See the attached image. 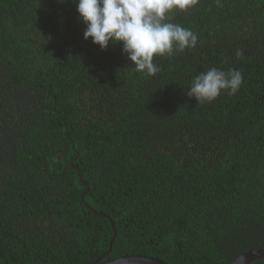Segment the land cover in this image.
<instances>
[{
  "label": "trees",
  "instance_id": "1",
  "mask_svg": "<svg viewBox=\"0 0 264 264\" xmlns=\"http://www.w3.org/2000/svg\"><path fill=\"white\" fill-rule=\"evenodd\" d=\"M195 48L130 69L72 0H0V264L153 256L233 264L264 246V0H197ZM239 53V55H238ZM235 95H186L210 68ZM251 264H264V259Z\"/></svg>",
  "mask_w": 264,
  "mask_h": 264
},
{
  "label": "clouds",
  "instance_id": "2",
  "mask_svg": "<svg viewBox=\"0 0 264 264\" xmlns=\"http://www.w3.org/2000/svg\"><path fill=\"white\" fill-rule=\"evenodd\" d=\"M82 22L83 37L102 50L122 43V51L132 62L130 69L144 76H155L156 57L172 56L195 48L197 35L188 28L168 22L173 10L187 11L197 0H72ZM239 55V53H238ZM239 70L215 67L195 76L186 95L198 104L215 101L222 92L235 95L241 88Z\"/></svg>",
  "mask_w": 264,
  "mask_h": 264
},
{
  "label": "water",
  "instance_id": "3",
  "mask_svg": "<svg viewBox=\"0 0 264 264\" xmlns=\"http://www.w3.org/2000/svg\"><path fill=\"white\" fill-rule=\"evenodd\" d=\"M112 247L110 248L111 252ZM108 252V253H109ZM103 254L101 258H99L97 264H167L160 258L153 256H124L118 259L107 260L105 262H100L103 258L107 256V254ZM264 259V246L251 250L250 252L242 254L238 257L233 264H251L255 261Z\"/></svg>",
  "mask_w": 264,
  "mask_h": 264
}]
</instances>
